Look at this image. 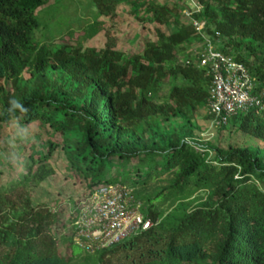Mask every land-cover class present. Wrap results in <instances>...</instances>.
Listing matches in <instances>:
<instances>
[{
    "label": "trees",
    "instance_id": "trees-1",
    "mask_svg": "<svg viewBox=\"0 0 264 264\" xmlns=\"http://www.w3.org/2000/svg\"><path fill=\"white\" fill-rule=\"evenodd\" d=\"M197 1L201 9L193 18L220 51L247 66L262 92L264 0ZM50 2L0 0V125L39 120L60 132L69 163L90 190L116 183L133 188L153 226L78 260L62 256L56 239L39 242V224L24 241L17 230H0V242L11 245L0 250V264H106L109 254L136 246L143 249L127 253L123 264H264V115L253 108L219 126L231 125L263 146L199 143L202 127L195 121L209 105L212 75L194 52L183 55L204 41L193 23L184 22L177 5L92 0L100 16L132 3L174 31L158 30L156 40L131 54L86 47L80 39L42 43L37 12ZM166 82L167 100L159 103ZM55 146L33 161L40 165L33 174L30 167L23 182L38 187L53 174ZM153 181L165 186L148 192ZM199 191L206 197L194 205ZM67 240L74 242V230Z\"/></svg>",
    "mask_w": 264,
    "mask_h": 264
},
{
    "label": "rangeland",
    "instance_id": "rangeland-1",
    "mask_svg": "<svg viewBox=\"0 0 264 264\" xmlns=\"http://www.w3.org/2000/svg\"><path fill=\"white\" fill-rule=\"evenodd\" d=\"M148 1L159 5H177L184 22L188 23H191V14L201 9L197 0ZM37 13L42 23L37 31V38L42 43L60 44L67 39L75 45L76 40L80 39L85 42L86 47L104 49L110 46L131 54L142 52L147 40H156L158 30L167 34L174 31L172 27L152 21V15H147L144 8L136 11L132 3H124L109 15L100 16L99 9L92 0H51L48 6ZM95 29L98 30L97 33ZM69 32H72V36ZM205 35L210 38L213 36ZM201 47V43L189 45L183 55L200 50ZM170 87L167 82L160 87L159 103L167 100ZM259 112L264 115V108L259 109ZM207 115L205 107L199 109L196 116L195 122L202 127L198 134L200 144L263 146L257 139L250 138L231 125L221 131ZM52 142L56 144L49 160L53 174L38 187L32 181L23 182L30 167L32 174L37 171L40 164L33 161L42 153L47 154ZM62 143L61 133L39 120L22 124L13 119L8 124L0 125V230H17V236L24 241L30 228L35 229L39 224L43 228L39 242L50 243L56 239L55 246L62 256H73L78 260L86 253L78 243L69 244L67 238L74 230V210L88 198L92 190L87 180L69 163ZM162 186L165 183L153 181L147 191L153 192L155 188ZM205 197L204 191L195 193L192 198L194 205ZM168 207L169 203H166L161 210H167ZM15 223L19 225L14 228ZM10 249L9 242H0L2 253ZM141 249L143 247L138 246L134 249H118L105 257V263L123 264L127 253L132 256Z\"/></svg>",
    "mask_w": 264,
    "mask_h": 264
},
{
    "label": "built area",
    "instance_id": "built-area-1",
    "mask_svg": "<svg viewBox=\"0 0 264 264\" xmlns=\"http://www.w3.org/2000/svg\"><path fill=\"white\" fill-rule=\"evenodd\" d=\"M193 13L188 16L204 38L202 47L196 49L194 55L198 65L207 68L212 75L207 110L213 123L227 124L240 112L264 108V90L257 93V77L245 64L220 51L212 38L205 35L203 23L195 20ZM191 143L200 148L197 143ZM142 207L129 186L116 183L96 187L74 210V242L85 252L94 254L149 230L153 223Z\"/></svg>",
    "mask_w": 264,
    "mask_h": 264
}]
</instances>
